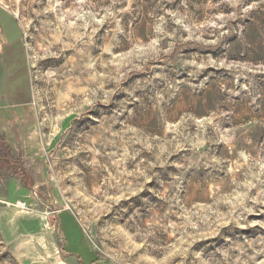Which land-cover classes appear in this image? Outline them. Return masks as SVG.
I'll return each instance as SVG.
<instances>
[{"label":"rangeland","instance_id":"obj_1","mask_svg":"<svg viewBox=\"0 0 264 264\" xmlns=\"http://www.w3.org/2000/svg\"><path fill=\"white\" fill-rule=\"evenodd\" d=\"M0 20V264H264V0Z\"/></svg>","mask_w":264,"mask_h":264},{"label":"crops","instance_id":"obj_2","mask_svg":"<svg viewBox=\"0 0 264 264\" xmlns=\"http://www.w3.org/2000/svg\"><path fill=\"white\" fill-rule=\"evenodd\" d=\"M1 21V20H0Z\"/></svg>","mask_w":264,"mask_h":264}]
</instances>
